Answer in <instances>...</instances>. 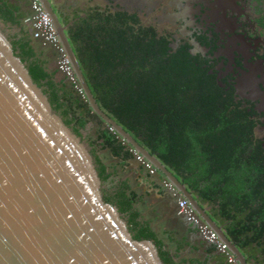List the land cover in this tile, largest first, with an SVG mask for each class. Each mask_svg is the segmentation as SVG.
<instances>
[{
    "label": "trees",
    "instance_id": "obj_1",
    "mask_svg": "<svg viewBox=\"0 0 264 264\" xmlns=\"http://www.w3.org/2000/svg\"><path fill=\"white\" fill-rule=\"evenodd\" d=\"M70 17L64 21L66 34L100 108L186 186L248 264H264V147L255 138L250 113L220 89L206 69L172 50L167 38L153 30H135L127 16L97 7L85 17ZM23 18L9 0H0V19L16 30L13 44L55 109L78 133L93 125L87 138L96 151L109 150L123 161L132 158L130 146L110 130L57 65L52 66L56 50L50 56L35 43ZM129 190L125 183L116 195L106 197L119 198L123 210L139 219L141 210L135 205L143 198ZM137 218L131 221L136 238L154 239L168 264H229L207 242L201 254V244H195L183 255L188 239L165 250L150 222Z\"/></svg>",
    "mask_w": 264,
    "mask_h": 264
},
{
    "label": "water",
    "instance_id": "obj_2",
    "mask_svg": "<svg viewBox=\"0 0 264 264\" xmlns=\"http://www.w3.org/2000/svg\"><path fill=\"white\" fill-rule=\"evenodd\" d=\"M42 1L92 110L121 141L150 161L159 177L164 175L173 183L175 190L229 244L240 264H248L186 186L100 108L66 27L49 0ZM184 220L191 224L187 218ZM0 264H168L154 239L136 238L130 217L106 197L104 176L92 146L55 109L49 93L35 81L28 62L1 21Z\"/></svg>",
    "mask_w": 264,
    "mask_h": 264
},
{
    "label": "flooded vegetation",
    "instance_id": "obj_3",
    "mask_svg": "<svg viewBox=\"0 0 264 264\" xmlns=\"http://www.w3.org/2000/svg\"><path fill=\"white\" fill-rule=\"evenodd\" d=\"M71 5L65 7L67 19L85 17L92 8L111 9L132 20L135 30L167 38L172 50L206 69L220 89L246 108L256 123L255 138L264 147V0H77ZM80 8L82 12H74ZM167 182L172 183L165 179V187L178 199L180 193Z\"/></svg>",
    "mask_w": 264,
    "mask_h": 264
},
{
    "label": "crops",
    "instance_id": "obj_4",
    "mask_svg": "<svg viewBox=\"0 0 264 264\" xmlns=\"http://www.w3.org/2000/svg\"><path fill=\"white\" fill-rule=\"evenodd\" d=\"M9 1L12 7L19 8L20 15L24 16V18L31 13L29 0ZM49 1L58 16L61 17V19L63 18L64 21L67 19L66 14H69L65 7L69 5L72 6L71 4L73 2H77V0ZM87 4L91 5L90 2ZM81 10L82 8L74 12H82ZM0 21L4 24L7 31L13 29V26L10 23H5L2 19H0ZM64 21L63 24L67 28L68 25H66ZM23 27L31 33L30 28L26 24L23 23ZM34 42L41 45L50 56L51 54H55L52 46H43L39 40H35ZM55 61L54 56L52 66L56 68L57 61L56 63ZM60 74L64 76L62 73ZM99 152L100 170L103 169L104 174L109 176V180L107 179V181H111V179H114L113 177H116V180L113 181V185H111L110 188L106 184L105 192H107V194L112 193L113 195H116L118 191H121L122 184L126 183L130 186L129 191H134L143 198L141 204L135 205L137 211L141 210V217L138 219L136 217L137 215H135L132 219L129 216L131 221L135 220V218L140 220V222H145L146 220L149 221L157 237L164 240L165 243L163 245L165 250H168V248L166 249L167 246L172 247L170 244L174 245L175 243L179 246L178 242L188 239L190 240V244L184 249L183 255H188L195 244H201V247L197 252L199 254L203 252V248L207 246V243H205L199 234L191 228V224H186L184 218L177 214L178 199L176 196L170 194V190L165 187L164 175L159 177L157 174H149L148 170L142 166L134 156L123 161L118 157H114L109 150ZM104 156H108L111 159L110 163H108V160L106 161L104 159ZM106 175H104V177ZM115 200L118 202L119 198H116ZM204 210L206 211V209ZM169 251H171V249ZM215 262V260H212L209 264H216Z\"/></svg>",
    "mask_w": 264,
    "mask_h": 264
},
{
    "label": "built area",
    "instance_id": "obj_5",
    "mask_svg": "<svg viewBox=\"0 0 264 264\" xmlns=\"http://www.w3.org/2000/svg\"><path fill=\"white\" fill-rule=\"evenodd\" d=\"M31 13L23 19L31 30V36L35 40H39L43 46H52L57 53L56 61L58 70L72 83L74 89L84 98H86L85 90L82 87L67 48L63 44L59 32L53 22V19L47 11L42 0H29ZM114 132L112 128H110ZM130 152L134 154L137 161L142 163L150 173L157 172L156 167L141 155L134 148H130ZM166 186L173 189V184L166 183ZM178 215L186 217L192 225H194L201 237L208 243L213 245L217 252L222 254L226 262L229 264H240L236 254L232 251L229 244L199 215L195 208L191 205L187 198L180 196L177 200Z\"/></svg>",
    "mask_w": 264,
    "mask_h": 264
},
{
    "label": "rangeland",
    "instance_id": "obj_6",
    "mask_svg": "<svg viewBox=\"0 0 264 264\" xmlns=\"http://www.w3.org/2000/svg\"><path fill=\"white\" fill-rule=\"evenodd\" d=\"M7 31V30H6ZM16 32V30L14 31V29H12V30H8L7 31V33H8V35H9V37L11 38V40H16V38H15V33ZM33 41H35V39H32ZM93 129V125L92 124H88L84 129H82L81 130V135L83 136V138L85 139V140H87L88 141V136H89V132L91 131ZM92 146V145H91ZM93 148H92V152H93V154L95 155V157H96V159H97V164H98V166H99V160H100V158H99V151H96V147H94V146H92ZM95 151H96V153H95ZM99 152V153H98ZM104 159L107 161L108 160V163H110V161H111V159L108 157V156H104ZM99 168H100V166H99ZM114 179H111V181H107V179L108 178H105L104 177V188H106V184L108 185V187L110 188L111 187V185H113V181H115L116 180V177H113ZM109 180V179H108ZM106 181H107V183H106ZM106 195H107V192H106ZM114 202H116V203H118L115 199H112ZM124 209V207H122V211H123V213L127 216L128 215V213L126 212V211H124L123 210Z\"/></svg>",
    "mask_w": 264,
    "mask_h": 264
}]
</instances>
